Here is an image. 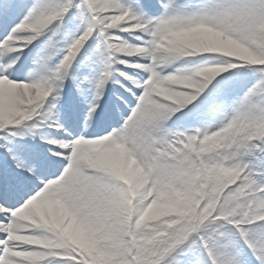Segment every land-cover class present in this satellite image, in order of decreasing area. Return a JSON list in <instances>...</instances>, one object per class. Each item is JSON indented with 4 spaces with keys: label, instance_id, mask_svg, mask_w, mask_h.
Segmentation results:
<instances>
[{
    "label": "snow or ice",
    "instance_id": "1",
    "mask_svg": "<svg viewBox=\"0 0 264 264\" xmlns=\"http://www.w3.org/2000/svg\"><path fill=\"white\" fill-rule=\"evenodd\" d=\"M0 264H264V0H0Z\"/></svg>",
    "mask_w": 264,
    "mask_h": 264
}]
</instances>
